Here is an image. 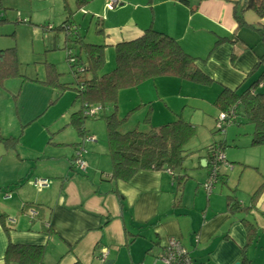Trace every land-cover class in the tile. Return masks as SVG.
Returning a JSON list of instances; mask_svg holds the SVG:
<instances>
[{"label":"crops","instance_id":"1","mask_svg":"<svg viewBox=\"0 0 264 264\" xmlns=\"http://www.w3.org/2000/svg\"><path fill=\"white\" fill-rule=\"evenodd\" d=\"M116 1L112 10H124L119 8L123 4L142 10L127 21L131 25L129 34L133 35L117 41H110L106 21L97 16L108 34L100 36L102 42L110 44L108 48L137 38L152 27L174 38L186 53L205 59L198 66L212 79L210 85H200L162 76L121 90L117 99L127 96L133 109L130 112L138 109L143 114L148 110L151 127L182 119L181 116L185 119L184 100L205 87L218 94L224 88L239 93L264 74V42L252 29L260 22L264 26V17L260 19L248 10L243 15L246 25H239L233 7L241 0ZM107 2L104 0L106 7ZM89 5L87 12L85 8L80 12H95ZM162 7L164 11H160ZM91 14L92 22L96 16ZM77 26L72 24L75 29ZM246 28L251 33H246ZM69 44L73 45L64 40V45ZM8 81L0 87V136L19 140L15 148H6L0 142V216L15 221L10 225L4 220L8 233L0 221V264H5L9 243L43 246V264H162L159 257L171 237L180 241L194 264H264V145H251L253 127L247 146L256 148L257 158H228L223 150L225 142L221 149L219 144H210L201 152L192 151L190 163L178 168L179 173L144 170L128 182L114 181L112 162H101L93 144L83 146V141L78 142L76 137L80 136L75 128H69V137L65 138L59 124L54 129L49 126L52 120H62L64 116L62 126L71 125L73 113L67 117L68 109L61 107L52 113L55 116L31 130L41 109L27 113L22 105V114L18 106L13 110L18 96ZM151 83L155 90L150 88ZM167 83L184 87L186 95L161 93V86ZM198 86L202 88H193ZM175 97L178 105L183 102L180 115L168 102ZM17 133L21 136L16 137ZM79 143L89 150L87 156H82L85 172H78L73 163ZM214 153L222 154L223 160L217 163L219 177L209 181L208 167ZM176 176L184 178L181 186ZM35 177L48 178L49 187H34ZM5 192H10V199L3 198ZM230 201L235 207L228 205ZM27 208L36 209L38 217L30 218Z\"/></svg>","mask_w":264,"mask_h":264},{"label":"trees","instance_id":"2","mask_svg":"<svg viewBox=\"0 0 264 264\" xmlns=\"http://www.w3.org/2000/svg\"><path fill=\"white\" fill-rule=\"evenodd\" d=\"M91 1L75 0L74 3L78 11H83ZM233 8L235 9V21L239 25H246L243 15L248 10L256 13L260 19L264 17V0H241ZM3 11L5 12L6 8L0 0V26L9 22ZM73 25L75 27V24ZM102 25L103 20L100 17H95L94 33L106 37L108 34ZM66 26L72 27L69 16L56 28L58 31H64L65 43L68 41L73 43L72 46L65 45L64 47L70 68L78 67L77 70L72 69L71 71L74 81L59 84L54 66L51 65L53 69L51 70V67L48 69V75L43 83L55 86L62 91L71 89L76 92L75 99L80 102V108L73 112L71 126L76 129L80 138L85 137L86 134L85 120L97 118L100 114L89 117L85 115L84 111L94 106L100 107V112L108 108L115 109L111 110L110 115L104 117L107 130V149L112 162L111 179L128 182L139 171H174L182 167L186 157L192 154V151L185 145L193 136L194 127L182 119L157 128L151 127L148 123V114L144 122L148 124V129L143 130L136 127L126 130L124 126H126L125 122L129 115L121 120L116 115L117 98L121 90L136 88L137 85L148 79L162 76H172L179 78L180 81L210 85L212 79L198 66V62L204 63L205 59H196L186 53L174 38L148 27L137 38L119 41L113 45L115 66L107 74L101 73L105 64V51L110 44L102 41L95 44L87 43L77 27L76 29L72 27L71 31H68ZM263 27L260 22L258 26H252V29L261 35L264 42ZM221 41L222 39L216 41V45ZM72 48H76L77 53L73 52ZM16 77H22L16 45L0 49V87L4 82ZM30 81L38 82L37 79H30ZM263 84L264 74L241 93L224 88L215 101V106L219 110L227 112L233 109L235 111L236 118L232 123L242 124V121L245 120L252 125L250 142L252 146L264 145V87L263 90H258L259 86ZM122 129L124 130L122 131ZM220 130L218 129V132ZM18 140L19 138L12 137L3 139L0 136V142L6 148H15L18 145ZM79 145L81 144L79 143ZM218 147L221 149L224 144L220 143ZM176 177L177 183L181 186L184 178ZM208 177L216 179L219 174L209 173ZM228 205L231 208L235 207L231 201ZM36 213L38 217V211ZM4 220L6 219L1 215L0 221L4 231L8 233L10 229L6 228ZM44 249L43 246L9 243L4 256L5 264H43ZM74 264L81 263L76 261Z\"/></svg>","mask_w":264,"mask_h":264},{"label":"rangeland","instance_id":"3","mask_svg":"<svg viewBox=\"0 0 264 264\" xmlns=\"http://www.w3.org/2000/svg\"><path fill=\"white\" fill-rule=\"evenodd\" d=\"M74 1L75 0H2L6 8V11H3V13L9 22L0 26V49L16 45L17 58L20 64V74L22 75V77H16L8 81L13 86L15 94L18 96V103L13 105V110L18 106L17 110L19 114H22L21 107L23 105L24 112L33 113L41 109L40 113H42L39 114V117L31 124V130L39 128L37 126L42 125L45 120L55 116H52V113L61 107H63V109H68L69 113L67 117L80 108V102L75 99L76 92L74 90L66 89L61 95V90L57 89V87L43 83L51 65L54 66L59 84L72 83L74 78L71 71L72 69L77 70L78 68L77 66L70 68V64L66 59V48L64 47L63 39H65V33L63 31H58L56 27L60 26L67 16H69L70 22L78 25L77 27L80 28L79 31L82 37L86 39L85 41L87 43L95 44L97 41L101 42L103 38L94 34L95 19L91 22V13H93L96 17L100 16L106 21L105 26L108 32L110 31L111 33L109 37L110 41H117V39L129 38L133 35L129 34L128 28H130L131 25H127V21H130V17L135 16L137 12H141L142 10L138 9L139 7L123 4V6L119 8L124 10L118 12L107 8L104 4V0H98L96 2L93 0V4L91 2L89 7L91 6L90 8L95 12L85 14L76 9ZM123 3L126 2L123 1ZM85 10V12H87L88 7H86ZM164 10L165 7H162L160 11ZM106 16H108L107 20ZM113 17L115 19L112 21ZM158 17H160L161 20V16L158 15ZM48 26H51L52 30H47L46 27ZM245 32L251 33L247 28ZM72 49L77 53L78 50L76 48ZM112 49L113 48L110 47L105 51L106 62H104V68L101 73L107 74V72L111 71L115 66L114 52ZM52 69L53 67H51V70ZM30 79H37L38 82H31ZM154 85L155 84L151 83L150 88L155 90ZM165 85L167 86L163 87ZM165 85L161 86L159 90L161 93L168 92L174 94L181 92L183 95H186L185 88L183 87L181 89V86L178 84L168 86L167 83ZM263 87L264 84L263 86H259L258 90H263ZM193 88L202 87L198 86ZM217 94L216 90L213 91V89L205 87L203 91H197L194 95H188L189 98L186 100L183 99L186 105V116L185 119L183 116L181 117L184 121L190 122L195 126V132L185 146L190 151L201 152L210 144L225 142L224 144L226 146L223 150L228 158H257L259 154L254 152L256 148L247 146L249 142V133H251L250 130H252L251 124L243 120L241 126L237 123H231L224 130L218 132L215 120L220 114L219 108L215 106ZM57 97H59L58 100L52 103L51 101H54ZM126 98L127 96H121L120 100L117 99V109L115 111L120 120L129 115L128 121L126 122L127 124L124 128L133 129L137 126L139 129H148V124L144 123L148 110L143 114H141L138 109L130 113V110L133 109L130 108V103ZM168 102L175 107L174 109L178 110L176 113L180 115L183 102L182 105H178L176 97L173 100H168ZM111 110L115 109L108 108L100 112L97 118L86 119L84 123L86 139L84 140V138L76 137L78 142L83 141V146L93 144L98 150L97 156L101 159V162L105 159H107L106 161L110 160L106 144L107 132L104 117L110 115L112 113ZM65 120L66 116H64L62 120H52L49 126L54 129V125L59 124L62 129L61 135L68 138L69 136L66 134L69 128L72 130L74 127L68 125L64 128L62 125L65 124ZM1 129H5L4 125ZM123 130L124 129H122V131ZM19 136H21V134L17 133L16 137ZM88 138H90V140H88ZM1 146L2 145H0V147ZM86 148L84 147L83 149V156L89 154V150ZM262 148L264 150V147ZM192 154L186 157L183 166H188ZM109 162L111 163V161ZM152 262L153 259L151 263Z\"/></svg>","mask_w":264,"mask_h":264},{"label":"built area","instance_id":"4","mask_svg":"<svg viewBox=\"0 0 264 264\" xmlns=\"http://www.w3.org/2000/svg\"><path fill=\"white\" fill-rule=\"evenodd\" d=\"M107 7L112 9L115 7V5L118 3V1L116 0H107ZM47 29H51V26L46 27ZM68 31H71L72 27H65ZM72 61V60H69ZM100 107H91L88 110L84 111L85 115H88L89 117H93L98 115V113H100ZM236 118V113L235 111H233V109L221 113L218 117L217 120V127L220 130V132L223 130L224 127L230 125ZM86 139V137H84V140ZM88 140H90V138H88ZM84 148L80 145L75 149V153H74V166L75 169H77L79 172H85L86 170V164L85 162H83L82 160V156H83V150ZM222 154L220 153H214L213 156H211L213 159L210 160V165H209V169H210V173L211 174H216L217 173V163H220L223 160V156H221ZM215 180L212 177H210V180ZM33 186L36 187L37 189H47V187H49V180L48 178H44V177H35L32 181ZM209 185V183H208ZM11 194L10 192H5L3 194V198L5 200L10 199ZM37 211L34 208H27L26 210V214L34 219L37 216ZM6 221L11 225L14 224L15 221L13 219H6ZM105 256H102L101 260L104 261ZM159 259L162 261L163 264H194L193 260L191 259V257L189 256V254L187 253L186 249L180 244V241L176 238H169L168 242L166 244V247L163 250V253L161 254V257H159Z\"/></svg>","mask_w":264,"mask_h":264},{"label":"water","instance_id":"5","mask_svg":"<svg viewBox=\"0 0 264 264\" xmlns=\"http://www.w3.org/2000/svg\"><path fill=\"white\" fill-rule=\"evenodd\" d=\"M205 163H206V161H205ZM201 164H202V162H201ZM175 171H176V173H179V172H180L179 169H176ZM235 264H240V263L237 262V263H235Z\"/></svg>","mask_w":264,"mask_h":264}]
</instances>
